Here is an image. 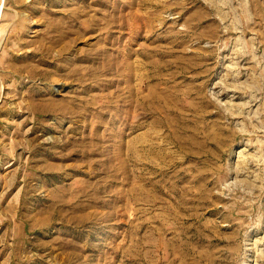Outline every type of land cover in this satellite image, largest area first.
Here are the masks:
<instances>
[{"label":"rangeland","instance_id":"1","mask_svg":"<svg viewBox=\"0 0 264 264\" xmlns=\"http://www.w3.org/2000/svg\"><path fill=\"white\" fill-rule=\"evenodd\" d=\"M0 264H264V0H0Z\"/></svg>","mask_w":264,"mask_h":264}]
</instances>
